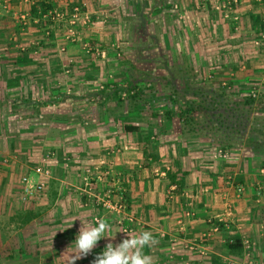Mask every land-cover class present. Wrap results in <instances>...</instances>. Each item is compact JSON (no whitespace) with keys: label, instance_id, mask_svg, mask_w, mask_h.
Wrapping results in <instances>:
<instances>
[{"label":"crops","instance_id":"0c3cea01","mask_svg":"<svg viewBox=\"0 0 264 264\" xmlns=\"http://www.w3.org/2000/svg\"><path fill=\"white\" fill-rule=\"evenodd\" d=\"M101 1L92 5L90 0H0V263L65 264L68 253L74 251L68 247L81 223L96 218L110 223L113 233L121 232L114 244L128 238L126 233L151 232L155 243L144 251L152 257V264H230L229 246L238 240L250 262H264V198L259 193L264 185V159L258 154L232 149L224 158L209 146L179 139L183 135L166 132L163 140L150 139L138 124L133 125L138 131L126 132L125 126L131 125L126 124L120 130L124 135L92 145L86 139L92 136L90 129L80 128L89 121L85 110L47 104V96L56 98V81L64 66L60 68V63L69 58L59 50L65 43L57 41V32L52 31L61 20L51 18L74 9L87 11L84 15L92 20L112 17L101 10ZM159 2L162 7L156 0H118L116 23L120 27L138 25L144 19L140 10L146 9L153 12L145 17L147 25L151 16L169 12L179 30L185 31L184 36L164 32L161 37L167 42L198 40L204 31L199 27L216 30L221 39L241 40L248 47L264 37V0H241L231 11L218 10L219 0H206L204 9L202 0ZM42 4L51 10L41 13ZM87 32L78 33L84 43L91 39ZM48 33L50 42L57 43L54 48L29 51L32 44L47 41ZM251 49L240 54L254 59ZM234 53L230 52L231 60ZM79 57L85 61L84 54ZM261 59L235 71V85L255 84L249 72L262 74ZM45 158L51 174L41 179L34 170L43 166ZM25 176L47 185L44 198L24 203L21 180ZM92 177L97 180V195L85 182ZM240 186L244 189L241 195L237 192ZM94 197L107 200L109 207L96 200L95 208ZM216 226H221L220 231L213 234ZM107 242L102 240L76 264H91Z\"/></svg>","mask_w":264,"mask_h":264},{"label":"rangeland","instance_id":"374dc122","mask_svg":"<svg viewBox=\"0 0 264 264\" xmlns=\"http://www.w3.org/2000/svg\"><path fill=\"white\" fill-rule=\"evenodd\" d=\"M90 1H94L92 5L97 2ZM156 2L160 3L159 0ZM117 3L118 0L101 1V10L112 17L98 16L100 21L85 16L87 11L81 9H74L71 14L68 11V14L53 15L51 21H61L53 26L52 31L57 32V41L65 43L59 50L69 58L60 63V68L62 64L64 68L56 81L59 85L55 91L56 98L51 100V96H47V104L54 108L68 103L63 107L69 111L85 110L89 121L80 128L90 129L92 136L86 139L92 145L96 140L107 144L109 138L124 135L120 130L126 124H138L145 134L149 133L150 139L159 137L163 140V134L168 132L169 135H183L179 139L186 138L209 146L217 156L226 152L231 154L232 149L242 151L245 148L264 159V68L261 75L249 72V76L254 77L250 80L255 82L252 86L235 85L233 81L237 76L234 72L251 60L258 61L263 57L261 60L264 61V37L250 42L248 47L241 40L221 39L215 34L216 30L215 33L211 29L208 32L199 27L198 30L204 31L198 40L187 38L181 41L176 38L167 42L161 37L164 32L175 31L182 35L185 32L182 28L179 30L174 14L167 12L162 15L160 12L158 15L156 12L157 15L150 18V26L145 17L153 12L144 9L140 10L144 19H139L138 25L120 27L115 20L118 17ZM88 30L91 39L87 38L84 43L78 33ZM138 31L141 34L138 35ZM49 33L47 41L32 44L29 51L54 48L57 43L50 42L53 39ZM247 48L254 50V59L240 54ZM230 52L236 53L233 60L229 57ZM82 54L86 56L85 61L79 57ZM238 77L241 79L243 75ZM50 80L54 81L55 77ZM258 81L261 84L256 83ZM116 93L121 98H117ZM249 98L256 102L247 104L245 101ZM191 103L201 105L199 110L192 111ZM167 112L175 115L172 122L163 116L156 118V114ZM35 139L45 140L41 137ZM41 164V167H50L47 158ZM96 181L93 177L85 181L92 186L95 195ZM259 193L264 198V185ZM96 200L94 198L92 202L95 208ZM232 254L230 264H256L250 262L243 252Z\"/></svg>","mask_w":264,"mask_h":264},{"label":"clouds","instance_id":"9594fccd","mask_svg":"<svg viewBox=\"0 0 264 264\" xmlns=\"http://www.w3.org/2000/svg\"><path fill=\"white\" fill-rule=\"evenodd\" d=\"M79 220V219H77ZM117 233L112 232V226L103 218H96L92 222L81 223V227L74 242L68 247L74 251L68 253V249L60 257L63 259L68 253L65 264H76L77 260L86 258L102 240L109 242L103 251L95 254L91 264H152V257L144 249L155 243L151 232L141 231L139 234H127L128 238L114 244Z\"/></svg>","mask_w":264,"mask_h":264},{"label":"built area","instance_id":"2783aa9c","mask_svg":"<svg viewBox=\"0 0 264 264\" xmlns=\"http://www.w3.org/2000/svg\"><path fill=\"white\" fill-rule=\"evenodd\" d=\"M240 1L241 0H219L220 5H219V8H217V9L222 10V11H226V10L231 11V10H233V8H236L239 6ZM202 2L204 3L202 6V9H204L207 3H205V0H202ZM76 17H77V15H76ZM219 156L227 158L228 154L225 153V154H221ZM34 171L39 177H41V179L49 177L51 174L49 169H45L44 167L36 168ZM21 182L24 185V198H23L24 202L27 203V202H31V201H34L37 199L44 198V196L46 194V192H45L46 187H47V185L45 183H42V182H36L35 183L32 180V178L29 176L23 177ZM237 192L239 195H241L244 193V189L240 186V187H238ZM94 198H97V201L99 202V204H101L105 207H109V202L107 200L103 201L104 199L102 200V199H99L98 197H94ZM113 208H115L117 210L121 209L120 206L119 207L113 206ZM220 228H221V226L214 227L212 230L213 234H217L220 231Z\"/></svg>","mask_w":264,"mask_h":264},{"label":"trees","instance_id":"16d2710c","mask_svg":"<svg viewBox=\"0 0 264 264\" xmlns=\"http://www.w3.org/2000/svg\"><path fill=\"white\" fill-rule=\"evenodd\" d=\"M42 8H43V10H42V12L41 13H46L47 11H49V10H51V7H47V6H45V5H40ZM33 13L34 14H36L37 13V8H33ZM117 94V98H121L120 96H119V93H116ZM119 96V97H118ZM247 104H249V105H253L256 101L254 100V99H251V98H249V99H247L246 101H245ZM192 104V107H191V110L192 111H198L199 110V107L201 106V105H195V104H193V103H191ZM153 116H155V115H153ZM163 116V118L164 119H166L167 121H173L174 119H175V115L173 114V113H170V112H167V113H165L164 115H158V114H156V118H159V117H162ZM187 116V115H186ZM180 118H183V115H181L180 116ZM184 122H186V121H184ZM125 130H126V132H128V133H132V132H135V131H138L139 130V127H137V126H133V125H126L125 126ZM170 177H171V179H174V177L172 176V175H169ZM31 219L30 218H28V219H26V220H24V222H28V221H30ZM229 250H231L232 251V253H241L242 252V246H241V242L238 240V241H236L234 244H232V245H230L229 246ZM1 264V263H0Z\"/></svg>","mask_w":264,"mask_h":264}]
</instances>
